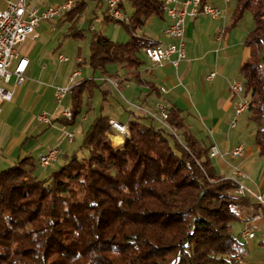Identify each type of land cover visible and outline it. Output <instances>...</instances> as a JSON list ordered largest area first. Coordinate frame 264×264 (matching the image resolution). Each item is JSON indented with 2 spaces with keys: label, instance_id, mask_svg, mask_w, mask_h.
<instances>
[{
  "label": "trees",
  "instance_id": "1",
  "mask_svg": "<svg viewBox=\"0 0 264 264\" xmlns=\"http://www.w3.org/2000/svg\"><path fill=\"white\" fill-rule=\"evenodd\" d=\"M122 1L131 16L103 21L120 26L128 41L91 32L86 64L98 76L71 88L73 118L55 122L72 125L83 108L90 113L95 91L104 105L111 94L105 77L115 79L106 67L124 63L135 72L142 64L137 53L156 45L136 33L149 18L162 19L161 2ZM247 12L254 28L239 74L264 156V0H237L224 32ZM65 37L84 39L73 28ZM130 78L143 83L136 73ZM127 131L114 147L109 118L100 114L78 151L44 178L31 157L0 172V264H234L244 251L233 226L243 211L259 207L234 194L235 180L215 172L209 148L191 134L177 107L168 109L165 125L135 116Z\"/></svg>",
  "mask_w": 264,
  "mask_h": 264
},
{
  "label": "crops",
  "instance_id": "2",
  "mask_svg": "<svg viewBox=\"0 0 264 264\" xmlns=\"http://www.w3.org/2000/svg\"><path fill=\"white\" fill-rule=\"evenodd\" d=\"M65 1L26 0V3L43 10L49 6L61 5ZM206 1L219 9L220 16L213 19L200 14L186 18V58L177 68L168 62L161 66L151 64L144 58L142 49L137 53L142 64L135 72L125 68L124 63L107 66L106 71L115 76L113 81L116 87L109 83L112 99L102 106L100 104L98 113L94 105L88 114H85L83 108L72 125L54 121L50 126H41L36 117L42 112L57 117L59 109L56 105L51 106L49 97L55 102L54 88L66 86L73 72H79L75 82L97 78L98 75L93 74L86 64L88 54L83 58L78 52L75 66L71 67L63 81L60 80L63 75L59 71L54 74L49 84H43L48 64L41 66L37 77L34 74L40 63L46 61L47 53L52 49L50 44L64 40L66 37L63 36L71 28L82 31L88 46L90 37L86 32H99L119 43L128 41L129 37L123 30L122 33L116 32L114 38L109 36V28L120 26L103 21L106 17L107 0H76L73 11L52 23L40 24L37 28L42 29L41 33L36 28L37 36L29 38L38 40L35 50L29 56L19 53L28 60L26 81L15 89L10 102L0 106V172L24 157H31L36 163L37 158L48 149L59 146L61 155L51 168L43 169L38 166L37 176L44 178L52 170L62 166L73 152L78 151L83 134L95 117L101 114L109 120L125 124L135 116H143V111L153 110L161 104L167 109L171 106L177 107L191 134L209 149H217L218 155L210 160L218 175L242 183L256 194H264V156L259 155L254 142L256 125L249 120V111L236 114L237 104L240 101L247 102L248 99L243 95V88L239 93H234L231 88L233 82H243L239 70L249 55L244 41L254 28V22L251 14L247 12L234 28L224 32L230 25L237 0ZM123 12L127 19L133 12L130 4L125 1ZM165 27L164 14L162 19L151 17L136 35L143 36L156 45L176 43L164 33ZM59 56L64 55L57 53L59 64L68 62V59L60 62ZM83 67L87 70L85 75L81 71ZM132 73H136L148 85L136 83L130 78ZM211 75L213 76L210 77ZM105 80L109 79L105 77ZM65 104L71 105L70 95ZM67 133L74 135L70 142L66 138ZM77 136L79 142H75ZM123 142L124 139L119 145L113 146L120 147ZM237 147H241L242 152L239 156H233L232 153ZM249 202L254 204L250 200ZM245 214L257 217V230L252 239L243 241L240 238L241 221L233 226V235L243 244V264H264V208L243 211L240 216Z\"/></svg>",
  "mask_w": 264,
  "mask_h": 264
},
{
  "label": "built area",
  "instance_id": "3",
  "mask_svg": "<svg viewBox=\"0 0 264 264\" xmlns=\"http://www.w3.org/2000/svg\"><path fill=\"white\" fill-rule=\"evenodd\" d=\"M162 4V9L166 18V27L164 33L176 43L168 45H155L142 49L144 58L153 65L161 66L164 62H168L172 67L177 68L178 65L185 60V38L184 25L188 17H195L203 14L211 18H218L220 11L216 7L206 3L201 4V0H158ZM0 106L3 103L10 102L16 88L22 86L26 81V69L28 60L21 57L18 52V46L26 39L35 38L37 36L36 28L40 24L52 23L57 18H62L70 13L76 7V0H66L61 5L49 6L43 10H39L26 3V0H0ZM123 5L122 0H107L106 16L114 20L126 21L127 17L120 6ZM60 62L67 61L64 56L58 57ZM79 72L75 71L69 78L66 86L54 88V101L59 109L55 118L53 115L42 112L37 115L36 121L41 126H50L55 120L63 119L65 121L72 120V112L70 106L65 104L67 97L71 93V88L77 84L76 78ZM211 75L210 77H212ZM108 83L116 87L115 81L107 80ZM234 93L242 91L243 84L241 82H233L231 86ZM140 109V108H138ZM248 111L247 102L240 101L236 107V114ZM144 115L159 125H165L168 113H164V106L159 104L153 110L143 111ZM111 133L107 135L110 143L113 145L110 135L117 134L125 139L128 136L127 123H119L109 120ZM66 138L72 141L73 133H67ZM242 152L241 147H237L233 151V156H239ZM61 155L59 146L48 149L44 154L37 158V165L43 169H47L54 165ZM208 155L213 158L218 155L215 147L209 149ZM237 188L234 190L236 196L247 198L259 208H264V194L259 195L247 188L244 184L237 182ZM256 216L245 214L239 216L242 223L240 238L243 241L252 239L255 236L257 226L255 223ZM234 264H243L242 255L235 257Z\"/></svg>",
  "mask_w": 264,
  "mask_h": 264
},
{
  "label": "rangeland",
  "instance_id": "4",
  "mask_svg": "<svg viewBox=\"0 0 264 264\" xmlns=\"http://www.w3.org/2000/svg\"><path fill=\"white\" fill-rule=\"evenodd\" d=\"M97 28H98V26H97ZM37 30L39 33H41L42 29L37 28ZM107 32L109 33L110 37L114 38L117 33H119V32L122 33V28H120V27H114L113 29L109 28V31H107ZM86 34L89 37L91 35L90 32H86ZM37 43H38V40L26 39L22 44H20L18 46V52L21 55L29 56L35 50ZM58 44H59V47H58ZM50 46H52V49H50V51H48V53H47L48 56H47L46 61L43 63H40L39 67L36 68L35 74H34V77H37L39 75L41 66L43 64H48L45 73L42 70V73H44V76H43V80L42 79L41 80H42L43 84H45V85L49 84V82L53 78L54 74L58 73L59 71L63 75V77L60 80L61 81L64 80V76H66L67 73L70 72L71 67L75 66L74 63L76 61V53L78 54V52H80V55L83 58H85L88 54V41L84 40V39L83 40H74L70 37H66L62 41L61 40H59L58 42L55 41L54 44L52 42V44H50ZM57 53L63 54L68 59V62H66L64 64H59L57 61ZM81 71H83L84 75H85L87 70L83 67ZM45 85H43V86L45 87ZM111 99H112V96H109L108 100L110 101ZM100 100H101V95L97 91L96 92V98L94 99V97H93V101H92V105H94L96 107L97 113L100 111V104H101ZM48 101L50 102L52 107H55L56 103L53 102L51 97H49ZM36 112H38V111H36ZM75 142H79L78 136H77ZM49 168H51V167H49Z\"/></svg>",
  "mask_w": 264,
  "mask_h": 264
},
{
  "label": "bare ground",
  "instance_id": "5",
  "mask_svg": "<svg viewBox=\"0 0 264 264\" xmlns=\"http://www.w3.org/2000/svg\"><path fill=\"white\" fill-rule=\"evenodd\" d=\"M164 113H168V109L166 107H164ZM110 139L114 145H119L122 142V137L114 133L110 135Z\"/></svg>",
  "mask_w": 264,
  "mask_h": 264
}]
</instances>
